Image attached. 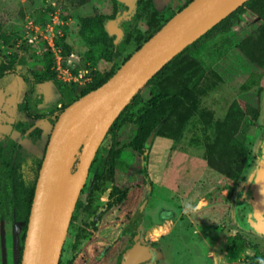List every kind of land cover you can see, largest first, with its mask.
<instances>
[{"label": "rangeland", "instance_id": "374dc122", "mask_svg": "<svg viewBox=\"0 0 264 264\" xmlns=\"http://www.w3.org/2000/svg\"><path fill=\"white\" fill-rule=\"evenodd\" d=\"M149 2L142 18L133 19L129 24L133 36L117 59L120 66L127 55L136 51V40L143 39L152 30L149 15L152 22L169 20L187 0ZM134 7L114 17L118 27L123 29L125 20L132 18ZM114 12V0H0V61L13 62L7 74L0 78V139L5 141L6 156L13 153L12 142L22 144L18 151L19 180L15 183L19 193L15 200L20 203L21 219L0 220V264L20 262L27 211L31 206L30 192L35 188L40 161L54 126L56 107L63 102L56 85V81H63L53 79L38 85L40 103L37 109L31 110V115L19 107L29 87L25 76L34 78L35 72L45 69L44 54L50 50H46L43 35L54 32L57 42L66 36L65 42L71 46L68 56L77 71L106 70L111 63L101 55L111 44L103 39L93 45L86 41L81 18H88L93 25L99 16H105L108 27ZM55 15L61 23L53 22ZM49 23L55 25L53 32ZM261 23L258 13L249 10L240 15L229 31L216 32L206 40L199 53L203 74L194 90L199 96L201 114L192 117L179 142L161 135L154 138L147 171L143 168V156L131 147L113 157L112 140L107 133L99 148L105 154L104 163L93 161L90 167L59 264H117L130 237L125 228L131 226L140 230V242L152 249L155 258L151 264H251L253 248L248 247L242 253L227 249L228 240L236 235H242L264 250V227L251 224L246 218L243 220L238 213L239 191L252 181L264 145V69L250 61L238 44ZM32 27H37L38 31ZM84 32L90 35L88 27ZM30 39L34 42H29ZM24 57L25 63L22 62ZM255 72L261 74L257 78L258 85L243 90L241 86ZM195 77L192 74L184 83L189 84ZM81 86H76L78 92ZM142 94L147 100L149 88L145 87ZM234 100L243 106L252 103L261 112L257 120L246 116L238 133L240 150L227 153L218 146L214 128ZM143 105L144 102L134 111ZM34 116H45V119L34 120ZM19 122L25 123L24 129ZM34 122H38L42 131L38 141L28 134ZM132 129L133 123L123 129L122 144L129 141ZM87 141L84 139L76 148L67 178L76 173L80 151ZM210 159L226 163L231 172L218 171L210 165ZM5 165V160L0 161V194H4L6 187ZM147 174L152 187L145 179ZM148 189H152V196L140 210L139 204ZM9 196L12 197L11 192ZM185 201L200 203V211L185 215ZM161 226L167 234L158 241L148 240V233ZM107 248L111 249L110 254L102 257L101 252Z\"/></svg>", "mask_w": 264, "mask_h": 264}, {"label": "trees", "instance_id": "16d2710c", "mask_svg": "<svg viewBox=\"0 0 264 264\" xmlns=\"http://www.w3.org/2000/svg\"><path fill=\"white\" fill-rule=\"evenodd\" d=\"M192 0H187L185 5H188ZM115 12L112 16V20H116L117 16H120L127 10L122 9L117 0H114ZM150 4L149 0H137L132 18L125 20L123 24L124 38L121 40L114 34H110L106 24V17L99 16L96 23L89 24L88 18H81L82 33L85 40L93 45L99 43L101 39L109 42L111 45L108 48H104L102 52V58L110 62L111 65L106 70H94L87 72L86 75L91 76V80L82 84L80 91L78 92L76 86L77 83H64L56 81L57 88L62 96L63 102L61 107L57 106V114L53 123L57 120L59 114L78 99L80 96L90 92L91 90L99 87L106 82L120 67L117 63L125 47L131 42L132 33L129 28V24L133 19L142 18V13L147 11V6ZM182 7V8H183ZM181 8V9H182ZM255 11L261 18V25L253 32L249 33L238 44L240 50L246 55V57L254 64L264 69V0H248L237 10L232 12L226 18L221 20L218 24L209 29L205 34L199 37L197 40L189 44L184 50L177 54L172 60H170L163 68L158 71L145 85L142 87L130 100V102L121 111L119 116L115 119L110 127L108 135L112 140L110 151L112 156H119L123 153V150L127 147H131L132 150L139 152L143 156V168L144 171L148 169L149 156L154 138L158 135L166 136L174 139L176 142L183 137L186 127L189 121L196 114H201L200 100L195 90L201 74H203V68L201 66V60L199 53L202 50L207 39L212 37L216 32L229 31L233 24L238 21L240 15L247 11ZM151 16H148L149 24L152 25V30L138 40H136L137 47L135 50L141 47V45L153 36L168 20L155 22L151 21ZM89 28L90 35L84 32L86 28ZM66 36L61 37V42L58 44L63 46L64 56H68L71 52V46L65 42ZM132 53L127 55L123 62H125ZM46 59L45 69L40 72H35L34 78L25 76L26 82L29 84L28 90L25 94L24 100L19 104L21 110L31 115L33 109H37L40 99L38 98V85L42 82L56 79V71L52 69L55 65V60L51 52L44 54ZM25 57L22 62L25 63ZM11 64L0 61V78L4 77L10 69ZM76 68V65H75ZM73 68V72L80 74V72H86L84 70H76ZM192 74L196 77L185 84L189 76ZM261 75V74H260ZM256 72L252 74L250 79L243 83L241 88L245 91L257 86V78L260 76ZM55 77V78H54ZM145 87L149 88L148 99L145 100L142 91ZM80 93V94H79ZM135 112L134 109L141 103ZM260 108L252 103H247L243 106L238 100H234L228 107L227 113L222 120H219L215 126V139L218 146L222 151L232 153L240 150L241 142L238 138L242 123L246 116H250L252 119L257 120L260 116ZM55 112H51L54 114ZM38 117L45 116H34ZM133 123V129L129 141L121 143V133L123 129ZM25 123H21L22 128H25ZM39 128L35 129L31 133V137H36L40 134ZM262 151V150H261ZM105 154L99 149L95 157L94 162L104 163ZM9 165L14 166L13 157L8 161ZM42 159L40 161L39 168L41 166ZM210 165L216 168L220 172L230 173V168L227 164H223L219 160L210 159ZM11 168V167H10ZM146 181L152 187V182L149 180L148 174L145 175ZM253 180V178H252ZM252 181L246 185L245 188L239 191L238 194V213L244 220L246 216V200L249 195ZM152 189H148L145 193L143 200L139 204V209L142 210L147 205L152 196ZM34 192L30 195V204L33 200ZM30 209V207H29ZM30 211H27V217ZM140 223V219L137 220V224ZM125 231L130 232L129 240L126 247L135 245L140 240L139 231L136 227H126ZM251 247L255 250V254L251 256V264H261L264 261V250H261L258 245L252 244V241L244 238L242 235H236L228 240L227 249L242 253L244 249ZM239 264V263H233Z\"/></svg>", "mask_w": 264, "mask_h": 264}, {"label": "water", "instance_id": "95a60500", "mask_svg": "<svg viewBox=\"0 0 264 264\" xmlns=\"http://www.w3.org/2000/svg\"><path fill=\"white\" fill-rule=\"evenodd\" d=\"M246 1L192 0L134 51L106 82L80 96L59 114L37 178L21 264H59L78 198L115 119L164 65ZM117 2L122 9L129 11L137 0ZM117 22V19L112 20L108 31L121 39L124 30L117 26ZM90 129L93 132L72 182L69 186L57 182L70 145ZM50 206L52 216L48 217ZM245 218L251 224L264 227V145L246 200ZM138 248L144 251L142 258L137 255ZM152 258V249L138 241L121 255L118 264H141V259L142 264H148Z\"/></svg>", "mask_w": 264, "mask_h": 264}, {"label": "flooded vegetation", "instance_id": "af4514ba", "mask_svg": "<svg viewBox=\"0 0 264 264\" xmlns=\"http://www.w3.org/2000/svg\"><path fill=\"white\" fill-rule=\"evenodd\" d=\"M61 105H62V102L59 103L58 106L61 107ZM33 118H35V117H33ZM37 119H45V118L44 117H38V118H36L34 120H37ZM19 123L21 124L23 122H19ZM38 125H39L38 122H34L33 124L30 125V128H32L31 132L28 133V131H29L28 129L29 128H27V130H25V132L28 133L31 136V133L35 129H37V127L39 128ZM40 132L41 133L38 134V136L31 137L32 140H34V141L37 140L38 141L41 138V136H42V131H40ZM29 135H27V136H29ZM49 138H50V136H49ZM12 143H13V145H15L14 150L12 151L13 153L11 154V156H6V154H5V146H4L5 145V141L0 139V161H3V160L6 161L5 170H4V174H3L6 187H5V190H4V194H2V193L0 194V220L6 221V222H8V221L16 222V221H20V219H21L20 216H19V212H18L20 203H18L15 200V197L19 194L15 190V183L19 180V172H18V166H19L18 154L19 153H18V151H19L20 148H22V144H20L18 142L17 143L16 142H12ZM45 151H46V149H45ZM12 157L14 159V166L13 165L10 166L9 163L7 162ZM42 161H43V159H42ZM40 168H41V166H40ZM40 168H39V171H40ZM38 175H39V173H38ZM9 187H11L12 189H10ZM35 187H36V184H35ZM9 192H11V196L12 197L9 196ZM32 192L35 193V188H33V190L30 192V194H32ZM33 198H34V196H33ZM31 205H32V202H31ZM29 211H31V206H30ZM29 216H30V213H29ZM29 216L27 217V220H26L27 221L26 222V228H25V232H24V235H23V246L21 247L22 254H21V258H20L19 264H21V261H22V255H23V250H24V245H25V238H26L27 230H28ZM138 231H139L138 232L139 235L141 236V232H140L139 229H138ZM131 248H132V246L131 247L129 246L127 248L125 247L123 250L125 252V251H129ZM110 251H111V249L107 248L105 251L101 252V256L102 257L108 256L110 254ZM123 253H121V255ZM154 258H155V256L153 255L152 261H150L148 264H151L154 261ZM120 259H121V256H119V258H118V263H119ZM141 264H142V262H141Z\"/></svg>", "mask_w": 264, "mask_h": 264}, {"label": "built area", "instance_id": "2783aa9c", "mask_svg": "<svg viewBox=\"0 0 264 264\" xmlns=\"http://www.w3.org/2000/svg\"><path fill=\"white\" fill-rule=\"evenodd\" d=\"M61 19L55 15L53 22L55 24L61 23ZM30 23H33L30 21ZM48 26H53L52 32L54 30V24L51 23L48 24ZM35 32L38 31L37 27H32ZM42 34V32H39ZM38 35L36 36V39L38 38ZM43 38L46 42V50H50V52L53 54L55 65L54 70L56 71V77L57 79L63 81V82H70V83H77L78 85H82L85 82H88L91 80V76L86 75L87 72H80V74H76L73 72V68H75L74 62L70 59L69 56H64L62 46L58 44L57 40H55V34L53 32V35L45 34L43 35ZM35 39V40H36ZM29 42L33 43L34 40L30 39Z\"/></svg>", "mask_w": 264, "mask_h": 264}, {"label": "bare ground", "instance_id": "6f19581e", "mask_svg": "<svg viewBox=\"0 0 264 264\" xmlns=\"http://www.w3.org/2000/svg\"><path fill=\"white\" fill-rule=\"evenodd\" d=\"M92 132H93V129H90V131H84L82 134H80L73 142H72V144L70 145V147H69V149H68V152H67V155H66V158L64 159V163H63V165H62V167H61V169H60V171H59V173H58V175H57V178H56V180H57V182H64V184L65 185H67V186H69L70 185V183L72 182L71 181V179L74 177H72V178H67V176H68V170H69V166H70V161H71V158H72V156L76 153V148L81 144V143H83L84 142V139H86V140H89V138H90V136H91V134H92ZM88 142V141H87ZM84 149H83V151L81 152L80 151V163H81V161L83 160V158H84V153H85V151H86V146L85 147H83ZM79 163V164H80ZM51 206L48 208V217H51L52 215H50V213H51ZM137 255H138V257H140V258H142V253H144V251L142 250V248H138L137 249ZM134 257H135V255H134ZM139 260V259H138ZM142 262V259L140 260V263Z\"/></svg>", "mask_w": 264, "mask_h": 264}, {"label": "clouds", "instance_id": "9594fccd", "mask_svg": "<svg viewBox=\"0 0 264 264\" xmlns=\"http://www.w3.org/2000/svg\"><path fill=\"white\" fill-rule=\"evenodd\" d=\"M183 208L185 215L195 214L200 211L201 204H193L191 201H185L183 202ZM166 234L167 230L163 226L157 227L148 233L147 239L151 241H158L162 235ZM261 264H264V261H261Z\"/></svg>", "mask_w": 264, "mask_h": 264}]
</instances>
